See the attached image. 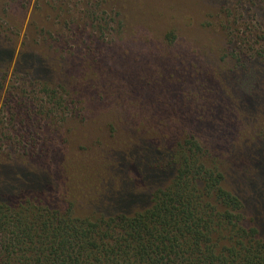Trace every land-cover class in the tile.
<instances>
[{
    "label": "rangeland",
    "instance_id": "obj_1",
    "mask_svg": "<svg viewBox=\"0 0 264 264\" xmlns=\"http://www.w3.org/2000/svg\"><path fill=\"white\" fill-rule=\"evenodd\" d=\"M61 1L0 0V138L11 128L9 112H37L31 99L16 109L32 94L16 68L19 52L45 49L41 31L80 19L78 59L69 58L60 75L76 107L62 114L58 130L42 123L37 136L64 205L72 200L81 216L147 207L149 193L165 183L146 169L152 153L193 134L222 162L246 222L264 225V65L252 64L258 78L253 70L227 75L236 63L232 35L245 49L264 48V0H64L72 6L67 16ZM87 10L95 20L83 18Z\"/></svg>",
    "mask_w": 264,
    "mask_h": 264
},
{
    "label": "trees",
    "instance_id": "obj_2",
    "mask_svg": "<svg viewBox=\"0 0 264 264\" xmlns=\"http://www.w3.org/2000/svg\"><path fill=\"white\" fill-rule=\"evenodd\" d=\"M67 3L58 4L66 16L72 9ZM84 14L89 22L96 19L92 11ZM79 21L67 16L59 29L41 31L45 49L20 51L16 60L32 86L31 97L16 109L31 99L37 112H9L11 128L0 138V264H264V225L246 222L244 203L225 187L222 162L193 134L152 153L146 169L162 174L165 183L149 193L147 207L81 216L72 200L64 205L56 189L62 184L43 162L46 149L37 136L42 123L58 130L62 114L76 107L60 75L69 58L78 59L73 45H82L86 27ZM236 39L243 40L232 35L236 63L227 75L253 70L252 78L263 81L264 72L257 75L252 64L264 65V48L245 49ZM258 137L264 140V130Z\"/></svg>",
    "mask_w": 264,
    "mask_h": 264
}]
</instances>
